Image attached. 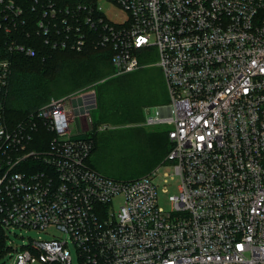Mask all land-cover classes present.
Masks as SVG:
<instances>
[{"label":"built area","instance_id":"1","mask_svg":"<svg viewBox=\"0 0 264 264\" xmlns=\"http://www.w3.org/2000/svg\"><path fill=\"white\" fill-rule=\"evenodd\" d=\"M88 47L111 52L115 75L162 72L168 104L140 125L170 126L168 210L159 166L123 181L88 165L71 126L96 108L93 85L5 114L14 56ZM14 228L48 238L13 250ZM68 241L79 264H264V0H0V253L71 264Z\"/></svg>","mask_w":264,"mask_h":264},{"label":"trees","instance_id":"2","mask_svg":"<svg viewBox=\"0 0 264 264\" xmlns=\"http://www.w3.org/2000/svg\"><path fill=\"white\" fill-rule=\"evenodd\" d=\"M110 54L109 50L88 47L79 53L44 48L34 58L14 56L5 114L16 123L56 93L68 95L93 85L96 117L86 136L92 144L89 158L93 157L87 163L104 176L119 180L115 175L122 173L120 180L130 181L160 164L172 148L168 131L146 132L139 127L144 108L164 104L166 87L157 67L115 75ZM101 126L106 128L101 130ZM145 152L154 158L152 166L137 178H127L129 171L143 167Z\"/></svg>","mask_w":264,"mask_h":264},{"label":"rangeland","instance_id":"3","mask_svg":"<svg viewBox=\"0 0 264 264\" xmlns=\"http://www.w3.org/2000/svg\"><path fill=\"white\" fill-rule=\"evenodd\" d=\"M149 60H151V62L156 63L157 62V56L152 57ZM150 67H155V66H150ZM165 92H166V100H165L164 104L167 105L168 104V94H167L166 89H165ZM63 95H65V94L64 93H56L53 95L52 98H59L60 96L62 97ZM65 96H67V95H65ZM159 105L162 106L163 104H159ZM159 105H154V106H159ZM149 107H153V106H149ZM95 117H96V111H95V109H92L89 117H86L85 119H82V118L74 119V122L72 123V126H71L73 135H76V136L80 135V133H82V131H85L83 129H86L85 134L91 133V131L93 130L92 127H93V121H94ZM140 126L141 125L139 124V127ZM141 127L145 128L146 132L156 131V130H161V131L167 132L170 129V126H168L166 124L153 126V127H146V126H141ZM142 156L145 157L144 158L145 160L142 164L143 167H141L142 169L140 168L139 170L129 171L127 173V175H128L127 178H137V177L143 175V173H142L143 169L148 170L150 168V166H152L151 163L153 162L154 158L151 155L149 156L146 152L142 153ZM92 157H93V155H91V157L89 158L90 162H92ZM161 163L157 165V166H159V172H158L157 176L151 180L157 187L159 205L161 207H163L165 210H168L169 209L168 197L170 195L176 194V192L178 190V186L180 184V179L178 176H175L173 180H169L167 183H164L163 182V173L167 172L169 174H172V173H174V168L172 165H169V164L162 165ZM157 166H155V167H157ZM154 168H152L148 173H146L143 176L148 175ZM115 177H116V179L119 178V180H120V178H123L122 173L116 174ZM162 190H165L166 192L163 193ZM120 203H121L120 196L115 197V199L113 200V207L117 208L120 205ZM54 232L56 233V231H54ZM5 236H6V238H5L6 247H10L13 250H16L22 246H28L32 240H35L38 237L48 238L43 231L34 230V229H26V228L25 229L24 228L10 229L9 231H6ZM68 249L70 251V257L72 260L71 264H79V257H78L77 250L70 241H68ZM13 256H14V251L11 252L10 254L8 252L6 254L0 253V264H12ZM35 264H40V263H35Z\"/></svg>","mask_w":264,"mask_h":264}]
</instances>
